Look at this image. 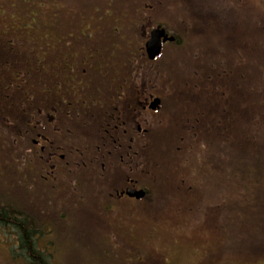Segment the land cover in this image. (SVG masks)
Instances as JSON below:
<instances>
[{
	"label": "flooded vegetation",
	"instance_id": "1",
	"mask_svg": "<svg viewBox=\"0 0 264 264\" xmlns=\"http://www.w3.org/2000/svg\"><path fill=\"white\" fill-rule=\"evenodd\" d=\"M0 2V175L33 207L48 197L62 208V201L79 200L91 183L108 207L122 198L145 199L147 190L141 199L127 190L144 189L146 154L179 115L176 70L187 77L184 115H223L220 101L215 111L207 103L208 111L193 100L222 94L224 59L213 36H190L195 14L189 3ZM158 31L155 50L151 41ZM192 49L200 52L192 55ZM201 121L188 120L195 142L204 135Z\"/></svg>",
	"mask_w": 264,
	"mask_h": 264
},
{
	"label": "rangeland",
	"instance_id": "2",
	"mask_svg": "<svg viewBox=\"0 0 264 264\" xmlns=\"http://www.w3.org/2000/svg\"><path fill=\"white\" fill-rule=\"evenodd\" d=\"M179 1L189 3L195 14L190 36L198 41L213 36V43L223 48L222 94L213 91L206 99V94L193 95L199 110L203 106L211 111V103L215 111L220 101L223 115H184L190 100L184 95L186 73L173 72L179 115L146 154L142 184L148 195L141 201L122 198L108 207L91 183L79 200L62 201L67 206L58 208L57 200L45 197L33 201L40 206L35 208L0 175V202L49 225L39 239L55 264H264V111L247 104L252 86L264 92V0ZM201 117V133L216 137L218 146L224 145L221 132L228 141L235 139L228 147L232 158H224L223 152L218 167L213 152L204 155V147L195 146L187 127L189 119ZM221 117L223 123L230 119V133L219 125ZM17 238L16 232L0 226V264H28L19 257L21 250L14 252Z\"/></svg>",
	"mask_w": 264,
	"mask_h": 264
},
{
	"label": "trees",
	"instance_id": "3",
	"mask_svg": "<svg viewBox=\"0 0 264 264\" xmlns=\"http://www.w3.org/2000/svg\"><path fill=\"white\" fill-rule=\"evenodd\" d=\"M250 70V69H248ZM252 71V70H251ZM257 78H259V75H257ZM264 79V78H263ZM253 91L255 90V93L251 91L252 98L249 99L247 104L250 105L251 102H253V105L251 104V108L254 107L257 109L255 111L260 110V113H263L264 111V92L260 93V89H258L257 85L252 86ZM264 90V86H263ZM254 94L255 98L254 99ZM255 104H254V101ZM259 108V109H258ZM233 122V121H232ZM231 121L230 119H226L225 123H223V126L226 128L225 133H230L232 129L230 130ZM222 138L224 139V145H222L223 140H219L221 144L218 146V140L215 141V138H212V136H207L206 133L204 135L199 136V139L197 142H195V146H203L204 147V155H207V152H213V159L216 163V166L218 167V164L222 161L223 158V152H224V158L225 154L227 156L226 159L232 158L228 156V147L229 145H232L235 141L234 138L231 137V139L228 141L227 137H224V133H220ZM200 142V143H199ZM228 144H227V143ZM222 152V157L220 156ZM220 153V155H219ZM203 154V152H202ZM226 162V161H225ZM256 169H258V166H256ZM246 195V194H245ZM256 200V199H255ZM257 204V203H256ZM231 207V204H230ZM11 207L9 203L7 202H0V226H2L5 230H10L17 233V241H18V249L14 250V252L19 253L22 258H25V261L28 264H55L52 262L51 255L49 252H47L46 248H44V245L41 243V240L39 239V235L44 234V228H49V225H37L34 217H30L29 215H25L24 212L17 210L18 214H13V211L10 210ZM238 209H243L242 206L238 205ZM30 218V219H29ZM243 219V218H241ZM16 242V241H15Z\"/></svg>",
	"mask_w": 264,
	"mask_h": 264
},
{
	"label": "water",
	"instance_id": "4",
	"mask_svg": "<svg viewBox=\"0 0 264 264\" xmlns=\"http://www.w3.org/2000/svg\"><path fill=\"white\" fill-rule=\"evenodd\" d=\"M160 33L161 32H155V37L154 39L151 41V46L153 49H158V45H156V43L158 42V38L160 36ZM156 34H157V37H156ZM127 194L130 196V197H135L137 199H141V198H144L146 196V191L145 189H140V190H137V189H128L127 190Z\"/></svg>",
	"mask_w": 264,
	"mask_h": 264
}]
</instances>
